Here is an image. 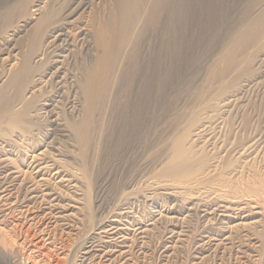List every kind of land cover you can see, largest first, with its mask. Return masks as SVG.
<instances>
[{
    "label": "rangeland",
    "instance_id": "rangeland-1",
    "mask_svg": "<svg viewBox=\"0 0 264 264\" xmlns=\"http://www.w3.org/2000/svg\"><path fill=\"white\" fill-rule=\"evenodd\" d=\"M128 1L0 8V264H106L100 225L121 216L123 264H264V0H139L121 40Z\"/></svg>",
    "mask_w": 264,
    "mask_h": 264
},
{
    "label": "bare ground",
    "instance_id": "bare-ground-1",
    "mask_svg": "<svg viewBox=\"0 0 264 264\" xmlns=\"http://www.w3.org/2000/svg\"><path fill=\"white\" fill-rule=\"evenodd\" d=\"M4 0H0V8H2L3 7V5H4ZM79 3H77V6H80V4L78 5ZM83 4V3H82ZM5 6V5H4ZM77 6H76V8H77ZM83 7V6H82ZM139 7H140V1L139 0H129L128 2H126V3H124V4H122L121 5V10L119 11V17H120V20H119V27H120V32L118 33V36H119V38L122 40L123 38H124V32L122 31V30H125V29H127L128 28V26L135 20V18H136V16H137V12H138V10H139ZM50 17V15L49 16H47L46 17V19H48ZM61 26V25H60ZM56 32H58L55 36H53V39L54 40H59L60 39V37L63 35V32H62V30H61V28H59V29H57L56 30ZM63 38V37H62ZM64 40V39H63ZM62 40V41H63ZM103 43V45H104V47H105V49H106V53H105V55H104V57L103 58H101L100 59V61H99V65H101V64H103V63H106L107 61H109L110 60V58H111V54H110V52H111V50L109 49V46H107L104 42H102ZM26 64V61L24 62V66H26L25 65ZM25 70V67H23V69H22V71H24ZM97 71H100L99 70V68H96V70H95V73L93 74V75H91V77L89 78V80L86 82V83H83V84H80V88H81V93H82V96H83V98L86 100V101H88V100H90V98L92 97V95H93V92H94V90H95V88H96V86L99 84V82H100V78L98 79V75H97ZM22 75V73L21 72H17V74H15V77H14V79H18L20 76ZM94 96V95H93ZM40 153V152H39ZM39 153L37 154V155H39ZM41 154V153H40ZM34 157V156H33ZM32 157V158H33ZM36 157H34V159H35ZM39 158V157H38ZM37 158V159H38ZM36 159V160H37ZM35 160V164H31L30 166H32V170H33V172H36V173H42L41 171L43 170V166L44 165H42V166H40L41 165V163H39V164H37L38 163V161H36ZM40 160V159H39ZM31 161V160H30ZM41 161H42V159H41ZM32 162V161H31ZM37 162V163H36ZM29 163V162H28ZM27 163V164H28ZM45 163V162H44ZM46 163H48L47 161H46ZM45 163V164H46ZM24 164V163H23ZM30 164V163H29ZM33 165H35V166H33ZM50 165V164H49ZM51 165H53V164H51ZM50 165V166H51ZM48 166V165H47ZM27 167H28V165H27ZM28 167V168H29ZM52 167V166H51ZM5 168V167H4ZM28 168H27V170H28ZM29 168V169H30ZM54 168V167H53ZM5 169H7V168H5ZM30 169V170H31ZM47 169H48V167H47ZM46 169V170H47ZM52 169V168H51ZM57 170V169H56ZM2 171V170H1ZM5 171V170H4ZM6 171H9V170H6ZM14 171V170H13ZM52 171V170H51ZM54 171V170H53ZM60 172H61V170H59ZM16 172V171H15ZM48 172H50V171H48ZM55 172H57V171H55ZM6 173H8V172H6ZM44 173V172H43ZM1 174V173H0ZM10 174H12V172H10ZM50 174H52V172L50 173ZM5 175H7V174H5ZM15 175V174H14ZM13 174H12V176H14ZM34 175H35V173H34ZM46 175V174H45ZM53 175H54V172H53ZM0 176H2V175H0ZM11 176V177H12ZM63 176V175H62ZM61 176V177H62ZM18 177V176H17ZM5 178V177H4ZM3 178V179H4ZM8 178H9V175H8ZM14 178V177H13ZM16 178V177H15ZM38 178V177H37ZM2 179V178H1ZM0 179V180H1ZM6 179V178H5ZM4 179V180H5ZM4 180H3V182H2V184L4 183ZM7 180V179H6ZM6 180H5V183H7L6 182ZM11 180H12V178H11ZM37 180V179H36ZM31 181V184H29V187H27L28 189H29V191H27L30 195H34L33 193H35V191L37 190L36 189V185H38V184H40L41 185V183H40V181H39V179L37 180V181ZM64 180V179H63ZM67 180V179H66ZM17 181V180H16ZM16 181H15V183H16ZM29 181V180H28ZM1 182V181H0ZM11 183H13V182H10V184ZM27 183H29V182H27ZM26 183V184H27ZM25 184V185H26ZM45 184V183H44ZM4 185V184H3ZM28 185V184H27ZM2 186V185H1ZM11 186H13V185H10V187ZM45 186V185H44ZM4 187H6V186H4ZM8 188V189H5L4 188V191H3V188H2V192H5L4 194H3V196H8V194H10V191L12 190V188L13 187H11V188ZM42 187H43V185H42ZM44 188V187H43ZM45 188H48L47 186L45 187ZM16 190V189H15ZM40 190H41V188H40ZM14 191V190H13ZM26 191V190H25ZM0 192H1V189H0ZM15 192H17V190L15 191ZM13 193V192H12ZM28 193H27V196H28ZM40 193H41V191H40ZM43 194H47L46 192L44 193L43 192ZM51 194V193H50ZM48 195V194H47ZM3 196H1L0 195V197H2L3 198V200H4V197ZM10 196V195H9ZM8 196V197H9ZM40 196V195H39ZM38 196V197H39ZM45 196V195H44ZM49 196V195H48ZM16 197V196H15ZM30 197H37V195H35V196H30ZM41 197H43V196H41ZM54 197V196H53ZM6 199H7V197H5ZM12 198V197H11ZM31 198V199H32ZM44 198V197H43ZM1 199V198H0ZM16 199V198H15ZM30 199V198H29ZM41 199V198H40ZM45 199V198H44ZM7 200H9V198L7 199ZM24 200V199H23ZM33 200V199H32ZM36 199H34V201H35ZM38 200V199H37ZM47 200V199H46ZM52 200V199H51ZM59 200V199H58ZM6 201V200H5ZM4 201V202H5ZM13 201V200H12ZM21 201V200H20ZM39 201V200H38ZM55 201V200H54ZM3 202V201H2ZM24 202V201H23ZM33 202V201H32ZM37 202V201H36ZM44 202V201H43ZM58 202V201H57ZM1 203V202H0ZM17 203H19V202H17ZM16 203V204H17ZM22 203V202H21ZM44 203H46V201L44 202ZM48 203H49V200H48ZM51 203V202H50ZM53 203V202H52ZM56 203V202H55ZM10 204H12V203H10ZM15 204V203H14ZM32 204V203H31ZM42 204V203H41ZM40 204V205H41ZM25 205V204H24ZM39 205V206H40ZM51 205V204H50ZM60 205V204H59ZM205 205V204H204ZM209 205V204H208ZM9 206V205H8ZM7 206V207H8ZM19 206V205H18ZM26 206V205H25ZM34 206V205H33ZM32 206V207H33ZM53 206V205H52ZM163 206V205H162ZM172 206V205H171ZM3 207V206H2ZM5 207V206H4ZM6 207V209H8L9 210V208H7ZM56 207H59V206H57L56 205ZM197 207V206H196ZM228 206H224V204H220V205H218L217 206V208H215V210L217 211H219V214L218 215H221V216H223V217H229L231 214H232V212H231V214L229 213V211L230 210H232V209H230L229 211H228V209L229 208H227ZM34 208V207H33ZM41 208V207H40ZM44 208H45V210H47L46 212H47V214H45V216H43L42 217V219L40 218L39 219V221L42 223H44V224H46V223H49V224H51L50 226H52V223L54 224L55 223V220L56 219H59V218H62L63 217V215L64 214H60V212L61 211H59V210H57L58 208H54V207H51V206H44ZM167 208V207H166ZM195 208V207H194ZM197 208H199L200 209V207H197ZM240 208V207H239ZM3 209V208H2ZM16 209V208H15ZM17 209H19V208H17ZM22 209V208H21ZM31 209V208H30ZM42 209H43V207H42ZM62 209V208H61ZM129 209V208H128ZM189 209V208H188ZM187 209V210H188ZM243 209H244V207H243ZM242 209V210H243ZM4 210V209H3ZM35 210V209H34ZM40 209L38 208V211H39ZM44 210V209H43ZM162 210V209H161ZM167 210V209H166ZM197 210V209H196ZM201 211H203L204 213H207L209 216L211 215V214H213L212 213V211L214 210V209H212V208H208V207H205L204 206V208H201L200 209ZM234 210V209H233ZM235 210H238V209H235ZM6 211V210H5ZM13 211H15L14 210V208H13ZM17 211V210H16ZM63 211V210H62ZM65 211V210H64ZM156 211V210H155ZM160 211V210H159ZM171 211H172V209H171ZM170 211V212H171ZM192 211V210H191ZM9 212V211H8ZM24 213H25V211H23ZM127 212H129V211H127ZM161 212V211H160ZM236 212V211H235ZM238 212V211H237ZM245 212V211H244ZM7 213V212H6ZM5 213V215H7ZM10 213V212H9ZM8 213V214H9ZM23 213V214H24ZM34 213V212H33ZM45 213V212H44ZM52 213V214H51ZM123 213V212H122ZM131 213V212H130ZM156 213V212H155ZM157 213H159V212H157ZM164 213V212H163ZM168 213V212H167ZM242 213V212H241ZM257 213V212H256ZM1 214V213H0ZM4 214V213H3ZM16 214H17V212H16ZM27 215H26V217H28V213H26ZM42 214V213H41ZM67 214V213H66ZM119 214H121V213H119ZM124 214V213H123ZM169 214V213H168ZM184 214V213H183ZM191 214V213H190ZM215 214V213H214ZM217 214V213H216ZM244 214V213H243ZM10 215V214H9ZM12 215V214H11ZM15 215V214H14ZM20 215V214H19ZM18 215V216H19ZM31 215V214H30ZM39 215V214H38ZM201 215H202V213H201ZM205 215V214H204ZM2 216H4V215H2ZM8 216V215H7ZM23 216V215H22ZM42 216V215H41ZM65 216V215H64ZM118 216V215H117ZM124 216V215H123ZM129 216V215H128ZM203 216V215H202ZM215 216V215H214ZM213 216V217H214ZM239 216H241V215H239ZM245 216V215H244ZM6 217V216H5ZM17 217V216H16ZM21 217V216H20ZM31 217H32V215H31ZM33 217H35L36 218V216H34V214H33ZM116 217V216H115ZM127 217V216H126ZM133 217V216H132ZM131 217V218H132ZM157 218H158V216H156ZM208 217V216H207ZM219 217V216H218ZM9 218V217H8ZM13 218V217H12ZM25 218V217H24ZM23 218V219H24ZM28 218H30V217H28ZM66 218V217H65ZM106 218V217H105ZM109 218V217H108ZM160 218V217H159ZM176 218V217H175ZM202 218V217H201ZM212 218V217H211ZM236 218V217H235ZM16 219V218H15ZM37 219V218H36ZM63 219V218H62ZM156 219V218H155ZM209 218H207V220H208ZM215 219V218H214ZM219 219V218H218ZM240 219H242V218H240ZM247 219V218H246ZM249 219V218H248ZM26 220H28V219H26ZM31 220H32V218H31ZM60 220V219H59ZM125 219H123L122 218V216L121 217H117V219H112V220H107L106 221V223H104V222H102L101 224L102 225H100V232L99 233H102V235H104V236H100L101 238H103V237H106V238H108V241H107V243L108 244H106V245H102V248L101 249H99L100 250V254L98 255L100 258H102V260L103 261H109L110 260V258H111V256L115 253H117L118 254V259H119V261H121V264H123L124 263V260L126 259V255H128L127 254V250H126V247H128L127 246V244H126V237H125V234L127 233H125V232H123V230L126 228V226H125V224L123 223V221H124ZM128 220V219H127ZM129 220H130V218H129ZM132 220V219H131ZM211 220V219H210ZM217 220V219H216ZM225 220V219H224ZM46 221V222H45ZM58 221V220H57ZM62 221H64V220H62ZM112 221V222H111ZM151 221V220H150ZM154 221V220H153ZM152 221V222H153ZM212 221V220H211ZM215 221V220H214ZM241 221V220H240ZM246 221V220H245ZM20 222V221H19ZM21 222H24V220H22ZM27 222V221H26ZM31 222H33V221H31ZM31 222H29V223H31ZM133 222H134V220H133ZM223 222V221H222ZM225 222V221H224ZM104 223V224H103ZM130 223V222H129ZM128 223V224H129ZM132 223V222H131ZM229 223V222H228ZM242 223V222H241ZM245 223V222H244ZM12 224V223H11ZM13 224H15V223H13ZM12 224V226H14ZM19 224V223H18ZM32 224V223H31ZM37 224V223H36ZM67 224V223H66ZM127 224V223H126ZM136 224V223H135ZM135 224H133V225H135ZM224 224V223H223ZM17 225V224H16ZM22 225H24V224H22ZM42 225V224H41ZM55 225V224H54ZM226 225V224H225ZM232 225V224H231ZM20 227H21V225H19ZM18 226V227H19ZM25 226V225H24ZM35 226V225H34ZM37 226H39V225H37ZM99 226V225H98ZM142 226V225H141ZM141 226H139L138 227V229L139 228H141ZM143 226H144V224H143ZM142 226V227H143ZM224 226V225H223ZM230 226V225H229ZM235 226V225H234ZM17 227V228H18ZM47 228H48V226H46ZM134 227H136V226H134ZM226 227H228V226H225V228ZM236 227V226H235ZM14 228V227H13ZM16 228V227H15ZM29 228V227H28ZM31 228V227H30ZM46 228V229H47ZM129 227H127V229H128ZM225 228H224V231H226L225 230ZM134 229V228H133ZM136 229H137V227H136ZM144 229V228H143ZM143 229L141 228L140 229V231H138L139 232V234H137V235H140V233H142L143 232ZM230 229V228H229ZM21 230V229H20ZM129 230V229H128ZM130 230H131V228H130ZM34 231V230H33ZM46 231V230H45ZM126 231V230H125ZM17 232H19V231H17ZM17 232H15V233H17ZM21 232V231H20ZM27 232V231H26ZM28 232H29V229H28ZM31 232V231H30ZM172 232V231H171ZM170 232V233H171ZM33 233V232H32ZM47 233V232H46ZM130 233V232H129ZM136 233H137V231H136ZM29 234V233H28ZM27 234V236H29ZM49 234V233H48ZM172 234H173V232H172ZM41 235V234H40ZM44 235H45V233H44ZM43 235V236H44ZM99 235V234H98ZM101 235V234H100ZM215 235V234H214ZM26 236V237H27ZM97 236V235H96ZM127 236H128V234H127ZM32 237V236H31ZM40 237V236H39ZM38 237V238H39ZM49 237V236H48ZM48 237H47V239H48ZM99 237V238H100ZM40 238H42V237H40ZM50 238H51V236H50ZM128 238V237H127ZM130 238V237H129ZM129 238H128V241H129ZM43 239V238H42ZM45 239V238H44ZM27 240V239H26ZM38 240V239H37ZM41 240V239H40ZM49 240V239H48ZM88 240V239H87ZM94 240H96V239H94ZM39 241V240H38ZM97 242H98V240H96ZM40 242V241H39ZM46 242V241H45ZM50 242H51V240H50ZM87 242V241H86ZM96 242V243H97ZM100 242H101V240H100ZM47 243V242H46ZM45 243V244H46ZM90 243H92V242H89V244ZM105 243V242H104ZM30 244V243H29ZM43 244V243H42ZM102 244V243H101ZM32 245V244H31ZM93 245H95V244H93ZM100 245V244H99ZM101 246V245H100ZM165 246V245H164ZM99 247V246H98ZM132 247V246H131ZM38 248V247H37ZM40 248H42V247H40ZM84 248L87 250V251H85V253L86 254H88V252H89V249L90 248H92V244L91 245H88V246H84ZM83 248V249H84ZM97 248V247H96ZM95 248V249H96ZM128 249V248H127ZM130 250V249H129ZM96 252V251H95ZM128 253H129V251H128ZM115 254H114V256H115ZM131 254V253H130ZM29 255V254H28ZM91 255V254H90ZM93 255V254H92ZM92 255H91V257H92ZM89 256V255H88ZM85 257H86V255H85ZM90 257V256H89ZM88 257V259L90 260V258ZM94 257H95V255H94ZM93 257V258H94ZM125 257V259L123 260V258ZM83 258V257H82ZM82 258H81V262H82ZM87 258V257H86ZM96 258V257H95ZM114 258V257H113ZM128 258H130V257H128ZM99 259V258H98ZM112 259V258H111ZM117 259V260H118ZM131 259V258H130ZM84 260V259H83ZM91 260H92V258H91ZM129 260V259H128ZM97 261V260H96ZM99 261H100V259H99ZM99 261H98V263H99ZM89 262V261H88ZM92 262V261H91ZM95 262V261H94ZM93 262V263H94ZM107 262H106V264H107ZM113 262V261H112ZM129 262V261H128ZM97 263V262H96ZM102 263V262H101ZM100 263V264H101ZM132 263V262H131ZM85 264H86V262H85ZM88 264H90V263H88ZM104 264V263H103ZM109 264V263H108ZM129 264V263H128Z\"/></svg>",
    "mask_w": 264,
    "mask_h": 264
}]
</instances>
